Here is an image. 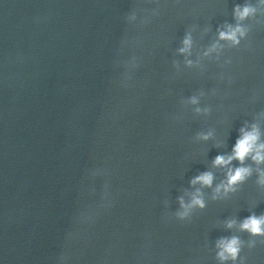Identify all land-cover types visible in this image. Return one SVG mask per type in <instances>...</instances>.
Returning a JSON list of instances; mask_svg holds the SVG:
<instances>
[{
  "label": "clouds",
  "instance_id": "obj_1",
  "mask_svg": "<svg viewBox=\"0 0 264 264\" xmlns=\"http://www.w3.org/2000/svg\"><path fill=\"white\" fill-rule=\"evenodd\" d=\"M264 4V0H260ZM256 9L251 5L237 6L234 10L236 18L244 20L250 15L255 13ZM134 18V17H133ZM245 32L240 25L235 28L229 27L228 31H222L219 33V38L222 40H230L234 44L239 43V37H243ZM185 47L181 48V52H185L191 45L190 38H185L183 41ZM193 104L197 103L195 97L192 98ZM200 111V109H197ZM240 137L236 141L231 154L217 155L212 161L213 167H227L233 160H237L241 165L244 164L246 159L251 158L257 165L264 164V141L261 140V132L256 125H253L251 129L240 130ZM209 134L202 135V139L207 140L210 137ZM252 174L251 167L240 166L236 168H229L226 179L216 185L214 191L217 195L213 196L216 199L218 194L222 191L225 195L230 192H235L237 186L243 184ZM215 176L212 172L206 171L193 177L190 181L191 185L200 184L201 187L211 188L213 186ZM260 185H264V171L259 173V179L257 181ZM182 211L176 213L177 217L181 220L186 219L189 216L190 211L193 208L204 209L206 202L203 199V194L200 189H196L192 194L191 200L185 203L183 197L178 198ZM236 222L229 220L226 222L228 228H232ZM240 230L248 232L251 236L264 237V215L256 216L251 215L247 217L240 224ZM242 242L239 237L233 236L231 238H221L217 242V257L223 262L231 260L233 264L240 258Z\"/></svg>",
  "mask_w": 264,
  "mask_h": 264
}]
</instances>
